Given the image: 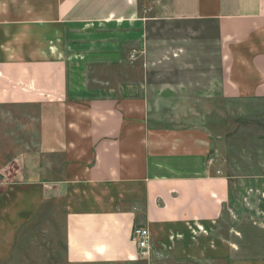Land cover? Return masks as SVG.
<instances>
[{
	"label": "crops",
	"instance_id": "obj_1",
	"mask_svg": "<svg viewBox=\"0 0 264 264\" xmlns=\"http://www.w3.org/2000/svg\"><path fill=\"white\" fill-rule=\"evenodd\" d=\"M150 22L214 30L217 61L156 90ZM231 102L264 124V0H0V112L36 132L25 151L0 133V259L59 202L70 264H264V154L232 165L236 135L213 118Z\"/></svg>",
	"mask_w": 264,
	"mask_h": 264
},
{
	"label": "rangeland",
	"instance_id": "obj_2",
	"mask_svg": "<svg viewBox=\"0 0 264 264\" xmlns=\"http://www.w3.org/2000/svg\"><path fill=\"white\" fill-rule=\"evenodd\" d=\"M204 29L203 24L196 23L150 22L148 24L150 49L144 58L151 61L166 60L150 68L151 83L156 90H179L182 86L192 85L188 84L189 80L191 78L193 80V77H197V74L204 72L206 68L189 66L190 60L191 63L205 59L217 61L219 57L217 35L214 30H210L207 35ZM229 111L230 114L224 116L214 115V126H219L223 120L224 123L228 122L234 131L230 132L236 135L231 154L234 155L232 165L237 168L236 158L239 153L264 154V124L252 125L248 121L238 120L236 114L238 106L232 102ZM2 113L0 112V133L8 134L9 138L15 137L17 148H13L16 151L34 149L33 146L28 145L36 144L35 130H30L29 125L20 126L19 123H14L13 115ZM2 178L0 183L6 181ZM225 220L214 228L215 235L228 237L234 220L231 216L230 219ZM66 249L63 205L52 202L35 217L33 222L22 228L19 234L17 233L15 243H11L10 254L0 259V264H70ZM154 250L155 253L159 251L156 248ZM150 263L152 262L149 261Z\"/></svg>",
	"mask_w": 264,
	"mask_h": 264
},
{
	"label": "built area",
	"instance_id": "obj_3",
	"mask_svg": "<svg viewBox=\"0 0 264 264\" xmlns=\"http://www.w3.org/2000/svg\"><path fill=\"white\" fill-rule=\"evenodd\" d=\"M132 58L135 59V56H133ZM213 161L214 160L211 158L209 160V163L212 164ZM218 174L220 175V172H218ZM1 177L2 176L0 174V179ZM132 241L140 250L141 255L148 260H150L153 255L157 256L160 259L165 255L164 252L154 253V249L152 246V235L150 230L147 228H135L132 234Z\"/></svg>",
	"mask_w": 264,
	"mask_h": 264
}]
</instances>
